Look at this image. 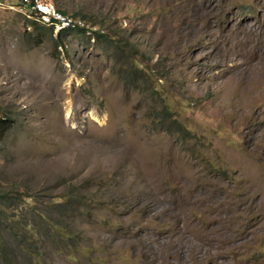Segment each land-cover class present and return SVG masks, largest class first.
<instances>
[{
    "label": "rangeland",
    "instance_id": "1",
    "mask_svg": "<svg viewBox=\"0 0 264 264\" xmlns=\"http://www.w3.org/2000/svg\"><path fill=\"white\" fill-rule=\"evenodd\" d=\"M45 1L109 39L0 0V264H264V0Z\"/></svg>",
    "mask_w": 264,
    "mask_h": 264
},
{
    "label": "built area",
    "instance_id": "2",
    "mask_svg": "<svg viewBox=\"0 0 264 264\" xmlns=\"http://www.w3.org/2000/svg\"><path fill=\"white\" fill-rule=\"evenodd\" d=\"M16 9L28 22L51 28L56 34L82 33L91 39L96 32H103L87 20L66 14L45 0H18ZM28 28L31 29V25Z\"/></svg>",
    "mask_w": 264,
    "mask_h": 264
},
{
    "label": "trees",
    "instance_id": "3",
    "mask_svg": "<svg viewBox=\"0 0 264 264\" xmlns=\"http://www.w3.org/2000/svg\"><path fill=\"white\" fill-rule=\"evenodd\" d=\"M59 9V8H58ZM61 10V9H59ZM62 12L65 13V11L61 10ZM75 17V15H73ZM81 17V16H79ZM84 19V17H81ZM34 28L39 29V26L44 27L42 25L36 24L34 23ZM58 41H61V34H58ZM105 38L109 39L108 34L103 33H96V40H103ZM62 46H64V44H62ZM135 61V59H134ZM136 64L138 65L137 61H135ZM142 65V64H141ZM138 67H142V66ZM142 71H144L141 68ZM16 124V119L8 116V115H3L0 113V142H3L6 137L8 136V133L10 132L11 129H13V127ZM27 200H29V198H26ZM25 199V200H26ZM12 197L9 196H1L0 195V236L3 237L5 235L6 232H12L15 235H17L18 237H20L21 239H26L29 243L28 249H32L31 244L32 241L30 239H32L35 236L34 230L31 228V225L29 223H22L20 221H16V217H15V212H10L9 209H11V207H13V209H16L15 206L19 205L21 207H24L26 203L30 204V202L23 200V202H19L16 204H12L11 202ZM8 211V212H7ZM18 217V216H17ZM43 219L45 220V216H43ZM12 223L13 227L15 228V230L13 231L12 229ZM58 231L60 233H62L61 228H58ZM31 237V238H30ZM4 238V237H3ZM2 238V239H3Z\"/></svg>",
    "mask_w": 264,
    "mask_h": 264
},
{
    "label": "clouds",
    "instance_id": "4",
    "mask_svg": "<svg viewBox=\"0 0 264 264\" xmlns=\"http://www.w3.org/2000/svg\"><path fill=\"white\" fill-rule=\"evenodd\" d=\"M85 20H86V19H85ZM44 27H45V26H44ZM103 32H104V31H103ZM103 32H102V33H103ZM96 33H97V32H96ZM98 33H101V32H98ZM60 34L62 35V33H60ZM62 36H64V35H62ZM87 38H88V37H87ZM95 39H96V34H95Z\"/></svg>",
    "mask_w": 264,
    "mask_h": 264
},
{
    "label": "bare ground",
    "instance_id": "5",
    "mask_svg": "<svg viewBox=\"0 0 264 264\" xmlns=\"http://www.w3.org/2000/svg\"><path fill=\"white\" fill-rule=\"evenodd\" d=\"M226 231V230H225ZM185 253V252H184Z\"/></svg>",
    "mask_w": 264,
    "mask_h": 264
}]
</instances>
